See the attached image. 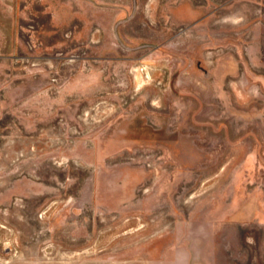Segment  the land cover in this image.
I'll use <instances>...</instances> for the list:
<instances>
[{"label": "rangeland", "instance_id": "1", "mask_svg": "<svg viewBox=\"0 0 264 264\" xmlns=\"http://www.w3.org/2000/svg\"><path fill=\"white\" fill-rule=\"evenodd\" d=\"M189 259L264 264V0H0V264Z\"/></svg>", "mask_w": 264, "mask_h": 264}, {"label": "crops", "instance_id": "2", "mask_svg": "<svg viewBox=\"0 0 264 264\" xmlns=\"http://www.w3.org/2000/svg\"><path fill=\"white\" fill-rule=\"evenodd\" d=\"M56 19V21H57V18H55ZM254 189H252L251 190V188L249 189L248 188V190H247V193H246V197L250 200V201H252L253 203L255 202V200H256V193H255V191H253ZM252 213V217H254L255 218V214L257 213L256 212V210H254L253 212H251ZM188 264H191V259H189V262H188Z\"/></svg>", "mask_w": 264, "mask_h": 264}]
</instances>
